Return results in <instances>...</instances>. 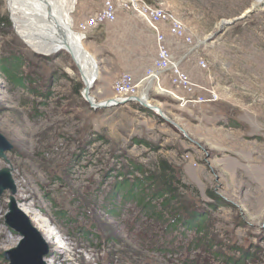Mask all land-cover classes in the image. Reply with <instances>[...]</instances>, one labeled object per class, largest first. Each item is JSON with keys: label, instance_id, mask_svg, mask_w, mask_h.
I'll return each mask as SVG.
<instances>
[{"label": "rangeland", "instance_id": "374dc122", "mask_svg": "<svg viewBox=\"0 0 264 264\" xmlns=\"http://www.w3.org/2000/svg\"><path fill=\"white\" fill-rule=\"evenodd\" d=\"M75 1L72 27L100 66L91 95L106 101L125 70L126 38L118 30L111 46L100 29L135 14L155 32L126 7L83 32L81 22L105 0ZM150 1L194 39L180 40L174 55L195 90L173 86L168 75L163 87L175 96L152 78L140 88L173 123L137 101L93 108L71 55L34 49L16 29L9 0H0V131L14 145L7 154L17 205L31 209L49 244L46 261L55 264H264V188L250 183L264 179V9L248 13L258 0ZM153 47H143L147 57ZM129 71L137 79L145 72ZM210 94L218 98L201 100ZM131 188L136 196L125 198ZM11 194L0 196V264H9L3 252L20 238L5 219Z\"/></svg>", "mask_w": 264, "mask_h": 264}, {"label": "bare ground", "instance_id": "6f19581e", "mask_svg": "<svg viewBox=\"0 0 264 264\" xmlns=\"http://www.w3.org/2000/svg\"><path fill=\"white\" fill-rule=\"evenodd\" d=\"M9 2L16 29L25 42L44 54H52L60 50L67 51L79 68L84 82L88 86L93 87L95 85L99 78V63L95 56L85 48L83 33L75 31L71 23L70 13L75 8V0H72L69 5L64 0H9ZM153 81L155 80L153 79ZM156 83L153 82V84ZM156 85L163 93L170 94L169 89L163 87V85L158 83ZM89 98L91 101H95L91 93ZM138 99L143 106L144 103L151 104L146 98L142 100L139 97ZM106 102L107 100L97 103L104 104ZM159 109L156 107L154 110L158 112ZM160 113L164 114L163 111ZM164 118H166L165 114ZM21 209L29 216L32 214L30 208L23 207ZM35 222L40 229L41 227L44 228L41 230L48 238L55 237V232L43 216L36 215ZM47 262V264H55L53 261L47 260Z\"/></svg>", "mask_w": 264, "mask_h": 264}, {"label": "built area", "instance_id": "2783aa9c", "mask_svg": "<svg viewBox=\"0 0 264 264\" xmlns=\"http://www.w3.org/2000/svg\"><path fill=\"white\" fill-rule=\"evenodd\" d=\"M119 7L136 10L140 15L145 17L155 32L157 55L152 67L142 73L140 79H137L131 72H123L114 81V96L117 100L131 98L130 101L139 102L141 96L140 88L147 81L154 79V83L164 85L169 76L168 81L183 90H195L194 83L188 74L181 68V59L174 55L176 44L180 40H184L187 44L192 45L194 39L187 35L185 24L176 15L166 10L158 3L150 0H105L102 8L94 15L81 22L80 29L87 32L89 29L98 26L100 23L107 21H115L117 18V10ZM168 26L165 30L163 25ZM177 59H176V58ZM156 83V84H157ZM170 94H175L168 90ZM112 98V97H110ZM218 98L216 94H210L208 98L202 96L201 100L214 101ZM185 100V97L182 98ZM142 107H144L141 104ZM146 107V106H145ZM158 113V112H157Z\"/></svg>", "mask_w": 264, "mask_h": 264}, {"label": "water", "instance_id": "95a60500", "mask_svg": "<svg viewBox=\"0 0 264 264\" xmlns=\"http://www.w3.org/2000/svg\"><path fill=\"white\" fill-rule=\"evenodd\" d=\"M262 9H264V0H258L248 13L257 12ZM244 17L245 15L235 18L232 21H229V23H234ZM92 88L91 85L88 86V84L85 83L84 96L93 108L127 103L131 99L126 98L124 100H117L115 98H108L106 99V103L98 104L95 101H91L89 98ZM144 104V106L148 108L153 110L156 109V107L148 105L147 103ZM158 112L164 117V114L160 113L162 112L161 109H159ZM13 147L14 145L11 141L0 131V158H3L9 163V166L0 169V196L3 195L5 190L11 189V201L9 202V211L6 214L5 219L10 228L15 232H18L20 236L17 245L5 250L3 254L5 258L9 260V264H47L46 256L50 253L49 244L41 231L33 224L30 217L17 205L14 196V193L16 192V182L12 173L13 167L7 154L13 149Z\"/></svg>", "mask_w": 264, "mask_h": 264}, {"label": "crops", "instance_id": "0c3cea01", "mask_svg": "<svg viewBox=\"0 0 264 264\" xmlns=\"http://www.w3.org/2000/svg\"><path fill=\"white\" fill-rule=\"evenodd\" d=\"M123 21L124 22L126 21V25L122 23ZM104 26L105 27L100 29V33L102 34L101 36L105 41V43L108 44L110 43V45L112 46L113 40L117 39V37L120 36L117 32L120 29L122 30L121 33L122 38L123 39L126 38L125 41L126 57H124L126 62L121 68V69H125L123 70L124 72H131L129 70H136L137 68L138 69L142 68L143 70L146 71L148 68L152 67L155 57L157 55L155 36L149 29L141 28V27H148L142 18L138 17L135 14H130L127 15V18L118 20L115 24L109 22V24L107 23ZM144 40H145V44H144ZM151 40L152 42H150ZM148 42L154 45L153 47L154 50H152L150 56L147 57L148 54H146V52L149 50L145 48V52H144L143 47H145L146 44H148ZM93 47L95 50L94 52H96L97 51L96 47L95 46ZM142 51L145 54H142ZM90 52L97 58V56L91 50ZM99 78H100V68H99ZM113 86H114V82L112 83V88ZM243 157H246V155H243ZM253 157L260 158L258 154H254ZM250 158H252V156ZM238 161L240 162V159H238ZM245 161L246 160L241 159V163L244 162L243 164L246 166L249 163H246ZM251 181L256 182V184L260 186L259 187L260 191L262 189L261 187L264 188V179L263 181H260L259 175H257L256 177L253 176L250 177V183L253 184V182Z\"/></svg>", "mask_w": 264, "mask_h": 264}, {"label": "trees", "instance_id": "16d2710c", "mask_svg": "<svg viewBox=\"0 0 264 264\" xmlns=\"http://www.w3.org/2000/svg\"><path fill=\"white\" fill-rule=\"evenodd\" d=\"M3 70H5L6 72H8L9 73V69L8 68H6V67H3ZM141 108H143L142 106H141ZM166 170V169H165ZM126 184L127 183H123V185H122V187L124 186V187H126ZM122 187H121V189H122ZM123 187V188H124ZM123 191H126V190H123ZM136 193H137V190H133L132 188L130 189V190H128L126 193H125V195H124V197L125 198H130V197H135L136 196ZM162 195H165L164 193L163 194H161V195H159V196H162ZM158 196V197H159ZM204 217L205 216H201L200 218H199V220H197V223H200V221H202V220H204ZM202 223V222H201Z\"/></svg>", "mask_w": 264, "mask_h": 264}]
</instances>
